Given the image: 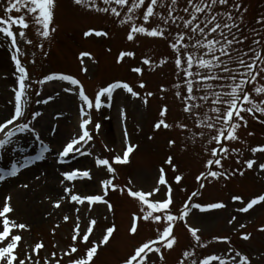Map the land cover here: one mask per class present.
Segmentation results:
<instances>
[{
  "label": "rangeland",
  "instance_id": "374dc122",
  "mask_svg": "<svg viewBox=\"0 0 264 264\" xmlns=\"http://www.w3.org/2000/svg\"><path fill=\"white\" fill-rule=\"evenodd\" d=\"M6 2L7 0H0V16L4 15L2 5ZM169 2L170 0H164L165 4ZM231 3L243 6L241 11L234 12V15L241 24L242 34L249 36L243 45L244 49L248 50L252 39L259 38L255 36L253 29H264V24H257L258 19L264 18V0H230V5ZM101 6L104 5L101 3ZM184 6L186 0H179L177 7ZM113 7H117L121 17L89 11L74 4L73 0H57L53 24L56 31L48 39H44L38 36L35 27H32L27 31V37L34 43L28 45L20 41L21 50L25 53L21 61L28 69L30 74L28 83L31 84L28 89L26 120L32 119L34 113L40 114L32 120L31 126L50 149L42 161L31 164L13 178L0 181V209L5 198L10 196L14 208L11 217L19 223L28 225L29 230L16 233L23 236L18 250L20 259L25 260L29 252H33L34 255L35 245L40 241L46 245L40 253L42 264L43 260L51 258L53 252L60 254L72 246L71 236L76 224L77 207L81 208L82 231L87 230L90 218L98 222L90 238L91 243L101 241L108 227L115 225L117 228L109 244L101 247L95 264H122V261L141 243L156 238L158 225L143 220L139 223L137 234H131L133 216L142 215L140 203L118 191H110L105 197L113 205L111 210L104 204L95 206L72 204L70 197L68 201L62 203L60 209L54 207V204L65 196V187L73 188V195L102 194V181L111 179L112 173L108 172L106 166L97 167L96 158L112 162L117 155L123 154L130 143L138 147L130 155L129 163L112 165L116 169L115 183L120 187L127 186L131 179L133 182L131 187L134 190L148 192L156 185L160 168L163 167L168 183L173 189V213H180L194 191H199L200 194L192 198V204L223 202L226 205L224 208L208 212H200L195 208L190 212L188 224L200 229L202 242L208 245L206 248L196 246L185 224L178 222L174 230L177 245L171 251L164 249L166 257L164 261H160L158 255L153 254L151 264H178L183 258V251L190 250L191 247H196L197 256L200 258L206 255H219L228 260L234 255L229 249H235L246 254L251 264H264V232L258 230L264 227V203L254 206L246 213L239 211L251 199L264 194V172L259 168V165L264 163V153L253 155L250 151L251 147L264 145V123L258 122L246 113L243 114L248 120V125L238 130L239 141L228 144L230 148L238 151L231 153L229 158L223 161V169H213L225 171L228 175L220 179L203 181L205 187L201 189L196 177L205 171V163L211 157L205 150L206 141L201 142L197 139L193 142L190 139L191 131H184L175 126L177 123H187L192 131L198 132L193 122L185 119L181 102L174 97L172 85L176 82V70L168 43L143 35H138L135 41H128L126 38L128 26H121L118 23L127 12L128 6L120 7L114 4ZM157 11L167 14L166 7H158ZM20 14L22 13L14 11L11 15ZM136 15L140 17L137 23H141L142 10H138ZM156 22L154 18L148 26H155ZM89 29L105 31L108 35L85 37L83 34ZM40 44H43V48L39 47ZM126 51L135 52V57H125L118 63L120 53ZM81 53L90 55L84 56L81 60ZM145 58L152 61L151 66L142 63ZM163 58H168L169 62L158 66ZM33 60L35 64L32 63ZM134 67H143V75L134 73L131 70ZM14 73L15 67L10 60L9 50L6 46L0 47V122L3 117L10 118L9 114L14 107L12 91L16 86ZM52 73L78 78V81L84 84L85 94L93 101V105L96 93L116 81L128 83L141 97L147 92L155 95L149 97V102L144 104L142 99L118 88L110 100L107 97L101 98L102 106L99 109L95 106L88 109L80 99V87L77 84L58 79L45 83L38 82L45 75ZM141 82L146 85L145 88L139 87ZM260 82L264 83V80ZM162 87L167 91L162 92ZM251 90L249 87V91ZM253 98L256 99L255 95ZM164 105L169 108L166 120L173 127L169 129L162 127L157 131L154 125L161 118L159 113ZM81 107L92 116V123L88 128L93 140L85 148L91 155H70L67 162L61 164L58 162L59 152L69 142L71 135L79 132L81 117L77 112L78 110L80 112ZM261 120H264V116H261ZM97 124L100 125L99 131L96 130ZM41 140H36L35 135L28 132L17 133L13 143L6 146L7 150L0 149V169L9 168L12 161L33 157L41 145ZM170 140L176 141L174 146L169 145ZM213 146L215 145L209 147ZM169 156L174 158L173 165L166 163ZM249 159L257 161L253 169H247L244 164V161ZM173 166L176 171H173ZM74 169L90 170L93 178L75 182L64 180L61 173ZM237 169L243 171L244 175L231 174ZM177 176L183 177L179 184L176 183ZM24 184L28 187H22ZM166 190V186H161L160 193L153 199L164 198ZM233 196H240L243 199L234 201ZM65 215L72 217L67 223L63 219ZM233 217H236L235 221L229 224ZM57 224L60 225L59 228H56ZM242 224L245 225L244 228L240 227ZM159 227L162 229L163 225ZM242 233H250L251 239L242 240L240 238ZM217 236L228 237L230 243L213 240V237ZM78 246L80 255H83L86 246L82 242ZM52 264H55V260H52ZM62 264H68L67 258ZM186 264H190V261Z\"/></svg>",
  "mask_w": 264,
  "mask_h": 264
},
{
  "label": "snow or ice",
  "instance_id": "6c2138e0",
  "mask_svg": "<svg viewBox=\"0 0 264 264\" xmlns=\"http://www.w3.org/2000/svg\"><path fill=\"white\" fill-rule=\"evenodd\" d=\"M56 3L57 0H7L6 4L2 5L4 15L0 16V38H2L0 47L6 46L10 52V60L15 67L16 86L12 88L14 107L9 114L10 118L3 117L0 122V133H3V137L0 138V149L7 150L6 146L13 143L17 133L28 132L34 134L36 140H41L40 134L31 126L32 120L40 114L34 113L32 119L26 120V108L29 103L28 89L31 84L28 83L30 80L28 69L21 61V57L25 53L21 50L20 41H24L28 45L34 43L27 37V31L32 27H35L36 34L44 39H48L56 31V28L53 27ZM73 3L89 11L110 13L117 18L121 17V12L113 5L120 7L127 5V12L124 13L123 18L119 19L118 23L121 26H128L126 35L128 41H135L138 35L167 41L173 55L172 63L176 70V82L172 85L174 97L181 102L185 119L191 120L198 132L192 131L187 123H177L175 126L184 131H191L190 139L193 142H196L197 139L201 142L206 141L205 150L211 157L205 163V171L196 177L199 187L201 189L205 187L203 183L205 180L220 179L222 176L228 175L225 171L213 169H223V161L228 159L231 153L238 151L235 148H230L228 144L239 141L238 130L242 126L247 127L248 120L243 114L246 113L258 122L264 123V120H261V116H264V83L260 82L264 80V29H253L255 36L259 38H253L251 46L245 50L243 45L248 41L249 36L242 34L241 24L237 22V17L234 15V12L239 13L243 6L238 3L230 5V0H186V6L183 8L177 7L179 0H170L167 4L164 3V0H73ZM101 3L104 6H101ZM158 7H166L167 14L158 12ZM218 8H227L228 10H217ZM138 10H142L141 23H137V20L140 19L136 15ZM14 11L22 14L11 15ZM244 11L246 12V9ZM154 18L157 21L155 26L149 27L148 25ZM240 19L242 21L243 17L241 16ZM257 24H264V18L258 19ZM173 27L175 28L174 32ZM83 35L85 37L107 36L108 33L89 29ZM39 47L43 48V44H40ZM88 55L90 54L81 53V60ZM125 57H135V52H121L117 62H122ZM168 62V58H163L158 66H163ZM32 63L35 64V61L33 60ZM142 63L151 66L152 61L145 58ZM131 70L140 75H143L144 71L143 67H134ZM57 79L79 84V81L74 77L57 73L45 75L38 82L45 83ZM139 87L145 88L146 85L141 82ZM249 87L252 88L251 91H249ZM117 88H122L133 97L142 99L144 104L149 102V97L155 95V93L147 92L141 97L140 93L136 92L128 83L117 81L101 88L96 93L94 105L82 86L79 96L88 109H92L93 106L99 109L102 106L101 98L107 97L110 100L113 91ZM161 91H167V89L162 87ZM254 95L256 99L253 98ZM168 112V106L164 105L159 113L161 118L154 125L155 130L159 131L162 127L164 129L173 127L166 120ZM85 116H88V113L84 107H81L79 132L71 135L69 142L59 152V163H65L70 155H91L90 152L85 151V148L93 140V135L88 128L92 120L90 116L84 118ZM99 129L100 125L97 124L96 130L99 131ZM249 135H253V133H249ZM125 136H127V132H125ZM175 143V140L169 141L170 146H174ZM41 144L40 151L34 157H25L22 161H12L9 168L0 169V181L13 178L31 164L45 159V153L50 149L42 140ZM212 145L215 146L209 147ZM137 147L138 145L133 146L128 143L123 154L117 155L112 162L96 158L97 167L106 166L108 172L112 173L111 179L102 181V194L73 195V188L65 187V196L57 201L54 207L60 209L62 203L68 201L70 197L72 204L81 206L104 204L111 210L113 205L105 198L110 191H118L137 200L140 203L142 215L133 216V223L130 227L131 234H137L139 223L143 220L158 225L157 236L136 247L134 252L122 261V264H151L153 254L158 255L160 261H164L166 259L164 249L171 251L178 243L174 234L178 222L185 224L196 246L206 248L208 245L202 242L201 235H199L200 229L188 224L190 212L193 208L200 212H208L224 208L226 205L223 202L192 204V198L200 194L199 191H194L188 202L183 205L180 213H173V189L168 183L163 167L160 168L156 185L148 192L134 190L131 187L133 183L131 179L127 186L120 187L115 183L116 169L112 165L113 163H129V157ZM250 151L253 155L264 153V145L251 147ZM173 159L172 156H169L166 163L173 165ZM256 163L257 161L254 159L244 161L247 169H253ZM259 168L264 172V163L260 164ZM176 170L173 166V171ZM237 173L241 176L244 175V172L239 169L231 174ZM61 175L64 180L71 182L93 178L90 170L82 171L80 169L67 170ZM182 179V176H177L176 183L179 184ZM161 186H166V196L160 200H154L153 197L160 193ZM22 187L27 188L28 185L24 184ZM232 199L242 201L243 198L233 196ZM261 203H264V194L251 199L239 211L246 213ZM91 210L90 207L89 211ZM13 212L11 197H6L3 207L0 209V264H42L40 253L46 247L43 241L35 245L34 255L33 252H29L25 260L20 259L18 250L23 236L16 233L29 229L27 224L19 223L11 217L10 214ZM75 212L77 215L71 236L72 246L60 254L53 252L50 259L43 260V264H52V260H55V264H62L65 258H67L68 264H95L101 247L107 246L117 231L115 225L108 227L101 241L91 243L90 238L97 226V220L90 218L87 230L82 231L81 208L77 207ZM63 219L67 223L72 217L65 215ZM235 219L236 217H233L229 220V224H232ZM159 225H163L162 229ZM59 227L60 225L57 224L56 228ZM240 227L244 228L245 225L242 224ZM258 230L264 232V227ZM53 234H55V229ZM240 238L247 241L251 239V234L242 233ZM213 240L230 243L228 237L217 236L213 237ZM80 242L86 246L83 255H80L78 246ZM229 251L234 252V255L228 260L219 255H206L200 258L197 256L196 247H191L190 250L183 251V258L179 260L178 264H186L187 261H190V264H214V262H218V264H251V260L246 254L235 249H229Z\"/></svg>",
  "mask_w": 264,
  "mask_h": 264
},
{
  "label": "bare ground",
  "instance_id": "6f19581e",
  "mask_svg": "<svg viewBox=\"0 0 264 264\" xmlns=\"http://www.w3.org/2000/svg\"><path fill=\"white\" fill-rule=\"evenodd\" d=\"M71 129V128H70ZM1 189H2V187H1ZM14 192H16V191H14Z\"/></svg>",
  "mask_w": 264,
  "mask_h": 264
}]
</instances>
